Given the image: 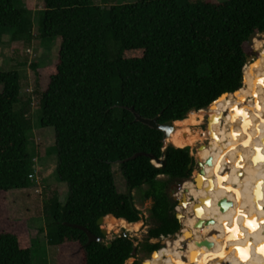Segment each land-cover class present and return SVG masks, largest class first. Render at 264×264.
<instances>
[{"label":"trees","instance_id":"16d2710c","mask_svg":"<svg viewBox=\"0 0 264 264\" xmlns=\"http://www.w3.org/2000/svg\"><path fill=\"white\" fill-rule=\"evenodd\" d=\"M37 36L59 40L57 61L45 66L49 83L38 94L39 126L55 130L56 175L63 195L50 185L43 204L47 241L59 249L76 244L81 264H126L138 251L151 254L160 239L179 232L174 182L188 180L191 147L165 145L163 132L135 119L133 108L160 123L183 122L208 110L226 93L245 86L249 35L264 33V0H135L95 4L92 0H42ZM29 15V16H28ZM28 9L0 0V42L11 30L17 40L32 35ZM29 39V38H28ZM114 41L113 46L111 42ZM118 44V45H117ZM33 68L37 64H32ZM21 104V106H18ZM31 98L22 100L17 69L0 70V191L33 185ZM203 123L183 126L186 137ZM35 151V150H33ZM135 153H143L131 158ZM145 153V154H144ZM165 156L164 165L151 158ZM118 163L129 190L151 199L143 215L130 192L118 191ZM132 201V202H131ZM113 215L129 223L147 221L146 236L117 234L88 243L82 225L102 235L97 221ZM0 228V264H33V237L26 220ZM133 264H138L136 261Z\"/></svg>","mask_w":264,"mask_h":264},{"label":"bare ground","instance_id":"6f19581e","mask_svg":"<svg viewBox=\"0 0 264 264\" xmlns=\"http://www.w3.org/2000/svg\"><path fill=\"white\" fill-rule=\"evenodd\" d=\"M252 46L264 53V34L254 36ZM263 61L260 54L253 64L248 63L246 87L238 95L224 94L208 110H194L188 120L174 121L165 144L197 146L203 140L201 134L186 137L183 124L206 118L210 121L207 131L220 140V146L199 150L206 173L200 187L190 180L183 183L180 194L187 191V197L193 201L184 211L182 232L167 238L159 248L162 255L148 258L147 264H264V69L259 64ZM238 99L253 105L248 109L249 115L242 109H229ZM224 119L228 125L220 132ZM207 158H211V164L205 163ZM257 170L260 176L254 174ZM196 201L199 205L195 206L197 213L193 214ZM224 201L228 205L223 206ZM253 214L263 221L257 229L249 231L242 222L246 215ZM198 219L203 221V227L194 226ZM140 225L139 221L129 223L111 214L104 217L108 231L120 228L137 231ZM214 231L216 234H212Z\"/></svg>","mask_w":264,"mask_h":264},{"label":"rangeland","instance_id":"374dc122","mask_svg":"<svg viewBox=\"0 0 264 264\" xmlns=\"http://www.w3.org/2000/svg\"><path fill=\"white\" fill-rule=\"evenodd\" d=\"M18 1L19 5L28 9L30 12L31 20L33 22L32 35L26 38L22 37L20 39L13 40L11 38L12 31L9 30L2 36L3 40H1L0 42V70L17 69L19 71L21 81V98L23 101L27 100L29 97L31 98L30 109L33 130L30 134L32 143H30L28 149L29 153L34 156L32 158V161L36 166L37 176L39 177V184L35 183V187H39L40 190H35V187L29 186L22 190L12 189L7 192L0 191V228H5L4 223L9 220H26L27 228L29 229L33 237V264H81L82 254L78 245L66 244L62 247V249H59L58 246L49 244V242L47 241L46 232L42 231V228H45L47 222L43 204L46 196H49L51 193L49 186L56 184L59 191L63 195H66L68 191L67 184L59 181L58 176L56 175L57 155L54 148L55 130L53 127L42 128L39 126V97L36 93V91L39 92L41 90H44L48 86L49 78L45 72V66L53 64L57 61L59 52V40L54 39L52 41H47L37 36V17L38 10H40L43 5L42 0ZM92 1L95 4H101L104 2H133L135 0ZM213 1L220 2L223 0ZM258 34L261 35V33ZM114 44V41H112L110 47L115 48L116 46H113ZM245 49L249 51L250 49H252V45L245 43ZM259 53L264 60V53L260 51ZM34 63L37 64L36 68L32 67V64ZM259 64L261 65L262 69H264V61L263 63L259 62ZM239 92H237V95L239 94ZM239 99L235 101L234 105H232L229 109H242V111H247L249 115L248 109L250 107H253V105L249 104L247 100L241 102ZM240 102L242 106H238ZM18 106H21V104H18ZM228 112L229 110L226 111V113ZM205 117H207V115H205ZM188 123H203L202 125L198 126V128H201L198 134H201L203 140L199 141L197 146H190L191 154L195 158V165L192 176H196L199 170L197 160L204 164L201 157L198 156L199 150L203 149L205 151H208L214 148H218L220 146V140H216L214 136L209 131H207V127L210 125V121L208 119H199L195 122L188 121ZM227 123L228 122L225 119L222 121V125L219 128L220 132H224L226 126L228 125ZM184 125L186 124H183V126ZM245 133L247 138V134L249 135L248 130H246ZM247 143H249L248 140ZM113 170L115 173V181L118 191L121 193H132L134 195V201L136 202L138 209L141 210L143 215H148V209L151 206L152 200H142L141 193L138 190L129 191L118 163L113 164ZM254 174L256 176H260V172L258 170L255 171ZM192 176L188 180L193 181ZM203 179L204 175L198 178V184L195 181H193V183L197 184L198 187H200ZM177 183L178 182H174L169 187V194L172 197L177 193ZM178 196L182 197L180 192L178 193ZM178 206L180 205L177 204L175 206V211H182L183 208L181 206L180 210H177ZM139 222H141V225L137 231H128L123 228H120L119 230H107L108 233L103 237L102 241L109 242L117 234H120L123 230H126L127 234L130 237L137 239L135 241V243L137 244L138 241H142L146 236L149 225L146 220H139ZM100 227L105 228L104 222ZM181 232L182 231L180 230L173 235H170L168 237H161L160 239H154V241L159 242L160 246H163L164 241L167 238H173ZM159 252L160 251L158 249L157 252L153 256H151V254L144 253L143 251H138L134 257H131L132 259L127 260L126 264H131V261L132 263L136 261L138 264H147L146 260L148 258H153L157 254L162 255L160 254L161 252Z\"/></svg>","mask_w":264,"mask_h":264},{"label":"water","instance_id":"95a60500","mask_svg":"<svg viewBox=\"0 0 264 264\" xmlns=\"http://www.w3.org/2000/svg\"><path fill=\"white\" fill-rule=\"evenodd\" d=\"M264 34V33H261V35ZM256 35H259L258 33L256 32H253L249 35V38H248V44L249 45H253V37L256 36ZM260 57V53L258 52L257 54H252V55H248L247 58H246V64L250 63V64H253L258 58ZM245 64V65H246ZM228 94V93H226ZM225 94V95H226ZM131 110L133 111L134 115H135V119L142 122V123H145L147 125H149L150 127L152 128H156V129H159L163 132V142H164V149L166 148L167 145L169 144H165L166 140L168 137H170L172 131H173V123L174 121L173 120H170L168 122H165V123H160L157 118H146V117H142L141 115H139L133 108H131ZM201 146V145H200ZM140 154H143V153H135L134 155L131 156V158H134ZM145 154V153H144ZM151 158L159 163V165H164L166 163V159H165V156L163 154V156H161L160 158H156L154 157L153 155H151ZM212 160L211 158H207L205 160V163L207 164H211ZM197 164L199 166V170H198V173L196 176H192V180L195 181L197 184H198V178L200 176H203L204 173H205V168L203 167V163L198 161L197 160ZM183 182H178L177 183V193L173 196V198L175 200H177L178 204L183 208V211H177L176 212V217L181 221L183 216H184V211L187 209L188 205L190 202L193 201V199H189L186 195V192L183 193L182 197H179L178 196V193L179 192H182L183 190ZM131 191V190H129ZM132 202V201H131ZM199 205L198 201L195 202L194 204V207H193V210H192V213L193 214H196V207ZM225 205H228V202L227 201H224L223 202V206ZM196 206V207H195ZM126 220V219H125ZM263 221V218H257V215L256 214H253L251 216H248L246 215L245 216V219L244 221L242 222V224L244 226H246L249 231H253L255 229L258 228L260 222ZM104 222V216H101L97 223L98 225L101 226V224ZM74 226L76 227H79L81 229H83L87 236H88V243L91 242V241H102L103 237L107 235V229L101 227V233L102 235H97L95 233H93L90 229H88L87 227L85 226H82V225H77V224H73ZM201 225V227H203V221L201 219H198L197 222L195 223V227ZM212 234H216V231L212 232ZM124 235H127V232L126 230H123L121 233H120V236H124ZM203 244V243H201ZM107 246H111V242H108L107 243ZM157 252V250H154L152 253H151V256H153L155 253Z\"/></svg>","mask_w":264,"mask_h":264},{"label":"built area","instance_id":"2783aa9c","mask_svg":"<svg viewBox=\"0 0 264 264\" xmlns=\"http://www.w3.org/2000/svg\"><path fill=\"white\" fill-rule=\"evenodd\" d=\"M34 160H35V158H34ZM29 178L33 181L32 187H35V183L36 184H39V177L37 176L36 166L35 165L33 166V172L29 174ZM35 190H38L39 191L40 188L39 187H35ZM141 220L144 221V219H141ZM154 239H157V238H151V241L152 242H156V241H154Z\"/></svg>","mask_w":264,"mask_h":264},{"label":"crops","instance_id":"0c3cea01","mask_svg":"<svg viewBox=\"0 0 264 264\" xmlns=\"http://www.w3.org/2000/svg\"><path fill=\"white\" fill-rule=\"evenodd\" d=\"M3 35H4V34H3ZM2 40H3V39H2ZM23 189H24V188H23ZM21 190H22V189H21ZM129 259H132V258H129ZM129 259H128V260H129ZM126 263H127V262H126ZM131 264H133L132 261H131Z\"/></svg>","mask_w":264,"mask_h":264},{"label":"flooded vegetation","instance_id":"af4514ba","mask_svg":"<svg viewBox=\"0 0 264 264\" xmlns=\"http://www.w3.org/2000/svg\"><path fill=\"white\" fill-rule=\"evenodd\" d=\"M238 106H242V105H241V102L238 104ZM250 108H251V107H250ZM226 111H227V110H226ZM226 111H225V112H226Z\"/></svg>","mask_w":264,"mask_h":264}]
</instances>
